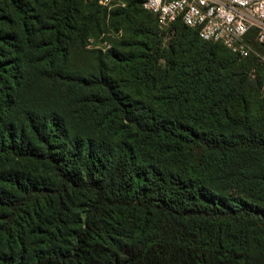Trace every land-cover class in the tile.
<instances>
[{"label":"trees","instance_id":"trees-1","mask_svg":"<svg viewBox=\"0 0 264 264\" xmlns=\"http://www.w3.org/2000/svg\"><path fill=\"white\" fill-rule=\"evenodd\" d=\"M103 11L0 0V264H264L263 46L82 50Z\"/></svg>","mask_w":264,"mask_h":264},{"label":"built area","instance_id":"built-area-1","mask_svg":"<svg viewBox=\"0 0 264 264\" xmlns=\"http://www.w3.org/2000/svg\"><path fill=\"white\" fill-rule=\"evenodd\" d=\"M111 6L116 0H98ZM142 7L168 28L178 19L196 28L201 39L220 42L243 57L255 50L254 39L264 48V0H143ZM264 63V49L260 54ZM264 99V82L260 88Z\"/></svg>","mask_w":264,"mask_h":264},{"label":"rangeland","instance_id":"rangeland-1","mask_svg":"<svg viewBox=\"0 0 264 264\" xmlns=\"http://www.w3.org/2000/svg\"><path fill=\"white\" fill-rule=\"evenodd\" d=\"M88 2L96 3V5L104 7L105 12L103 11L98 18L100 31L97 35L90 34L82 40H80V38L78 39L82 29L81 25H79V30L76 33H72L71 38L73 42L79 40L77 43L82 50L106 52L113 47L121 48L122 51H126L138 46L139 42H149V45H154V40H158L161 35L165 36L159 38L162 41V46L166 45L168 33L161 32L164 30V27L160 26L155 16L147 10H143L141 5L140 8L138 6L132 9L128 8L124 0H116L111 6H103L98 0H88ZM100 9L101 8L96 7L95 14H97ZM129 13H131L133 17L129 18L127 16ZM152 32H154L156 36L152 39L148 38L147 33L151 34ZM72 53L76 54L77 60L80 61L84 59L83 54L73 47L71 48V54Z\"/></svg>","mask_w":264,"mask_h":264}]
</instances>
